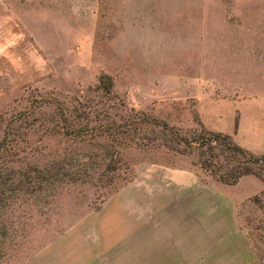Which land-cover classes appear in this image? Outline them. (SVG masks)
<instances>
[{"label":"rangeland","instance_id":"374dc122","mask_svg":"<svg viewBox=\"0 0 264 264\" xmlns=\"http://www.w3.org/2000/svg\"><path fill=\"white\" fill-rule=\"evenodd\" d=\"M100 75L126 106L264 154V0H0V141L13 134L14 180L51 166L38 175L53 185L3 194L0 264H153L140 250L193 264L224 222L263 249L235 217L254 225L258 179L215 182L194 147L131 146L107 165L99 140L43 133L44 100L76 104Z\"/></svg>","mask_w":264,"mask_h":264},{"label":"trees","instance_id":"16d2710c","mask_svg":"<svg viewBox=\"0 0 264 264\" xmlns=\"http://www.w3.org/2000/svg\"><path fill=\"white\" fill-rule=\"evenodd\" d=\"M46 103V104H45ZM44 100L42 106L46 109L44 115L43 133L58 136L64 141L99 140L102 149L101 159L107 160V165L115 162L120 150L128 147H156L172 153L183 154L176 150L182 148H196L201 150V156L194 161L199 169L206 172L210 178L225 185H234L242 176H252L262 184V189L247 202L252 209L257 211L256 218L250 220L240 216V211L235 210V217L239 225L254 234L264 242V154L252 153L231 142L227 135L204 129H192L189 133L181 132L174 126L162 120L139 111L118 98L112 90L110 77L98 76L96 82L88 87L82 101L71 105H55ZM50 110V112L48 111ZM6 139L0 141V217H3L7 190H26L27 184L37 185L46 180L45 190H51L53 185L48 178L39 177L40 171L48 174L51 166L31 176L17 174L12 177L13 169L9 164L13 156L11 151L12 133H7ZM5 137V136H4ZM220 157H223L221 160ZM33 177V180L30 178ZM33 186V185H32ZM16 191V192H17ZM15 193V192H13ZM263 203V204H262ZM1 226V225H0ZM5 232L0 227V236Z\"/></svg>","mask_w":264,"mask_h":264},{"label":"crops","instance_id":"0c3cea01","mask_svg":"<svg viewBox=\"0 0 264 264\" xmlns=\"http://www.w3.org/2000/svg\"><path fill=\"white\" fill-rule=\"evenodd\" d=\"M168 178L174 182H177L182 179H186V175L179 173L177 171H171L168 174ZM184 220V217L180 219ZM224 232H219L214 241L213 252L198 254L196 259L193 260V264H264V248L259 249L255 248V252L250 248L246 238H244L241 233H239L237 226L231 225L230 223H223ZM232 228V229H231ZM141 237H143V232L141 227H139ZM174 231H172L173 238ZM224 237L222 238V236ZM139 236V243H141L142 238ZM168 240L166 243L173 244ZM166 244V246H168ZM182 243H180L181 245ZM142 245V244H141ZM141 247V246H140ZM218 247V248H217ZM168 251V250H165ZM149 259V263L154 262L153 264H184L188 262V255L183 253H165L162 257L161 254L145 253L139 252V262L143 263L146 259Z\"/></svg>","mask_w":264,"mask_h":264}]
</instances>
